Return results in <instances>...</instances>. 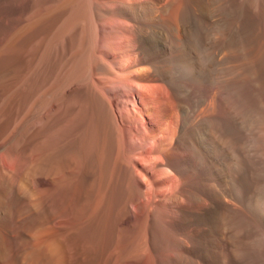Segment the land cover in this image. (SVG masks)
Wrapping results in <instances>:
<instances>
[{
  "label": "bare ground",
  "instance_id": "obj_1",
  "mask_svg": "<svg viewBox=\"0 0 264 264\" xmlns=\"http://www.w3.org/2000/svg\"><path fill=\"white\" fill-rule=\"evenodd\" d=\"M259 9L0 0V264L264 263L229 187L234 159L264 181V86L230 65Z\"/></svg>",
  "mask_w": 264,
  "mask_h": 264
},
{
  "label": "rangeland",
  "instance_id": "obj_2",
  "mask_svg": "<svg viewBox=\"0 0 264 264\" xmlns=\"http://www.w3.org/2000/svg\"><path fill=\"white\" fill-rule=\"evenodd\" d=\"M252 18H253V20L250 21V24L252 23V26L249 28L251 30H249L248 33L244 34L243 37L240 39V41L237 43L236 51H235L236 56H235L234 62H232V60H230L231 61L230 65L232 66L231 68H233V65L235 67L238 66V67H236V69L237 70L240 69L239 71L241 74H244L245 72L249 73L251 79H249V81L246 82V84H248L249 82L252 81L251 84H254L255 86H260V85L264 86V20H263L264 19V13H263V10L259 9L258 13L256 12V15H254ZM214 76L211 78V81L213 82V84L215 82V84L213 86L216 85L215 89L217 91V89L220 86L223 87V85H221L219 80L217 81V79H218L217 76L216 75H214ZM243 82H241L242 85H243ZM246 84H245V86H247ZM217 85H219V86H217ZM251 124H253V123H248L246 125L247 127L245 126V132L246 133L249 132L247 134V136L250 135L249 137H251L250 138L251 139V147L254 149L253 153L254 154L256 153L255 155L253 154L252 157L256 156L257 159L260 161V163L264 164V153H263L264 152V125L262 128L263 130L262 129L259 130L260 128L258 127L259 126L258 124H256V125L253 124L252 126H251ZM257 127H258V129H256ZM256 130H258V132H260L257 137L254 136V135H256L254 133V132H256ZM261 133H262L263 137L260 135ZM252 138H254V139H252ZM258 142H259V144H258ZM256 150H258V151H256ZM248 161H252V160H248ZM242 162L244 163V162H246V160L244 159V161H242ZM252 162H254V161H252ZM233 163H234V165L231 169V174L229 177V181H230L229 187H231V188L235 187V190H236L235 192H236V194H238L239 198L243 197L242 199H244V201H245V198L248 199V200L246 199V201L244 202V204H245L244 206H245L246 210H245V208H243L244 206H242L243 203L242 204L240 203V205L242 206L241 209H242L243 213H248V214L253 215L254 211L258 207V209L261 210V213L264 214V204L262 203L264 201V181L260 184L259 187H257L256 181L258 179H262V178L257 177L258 174H255V176L257 175L256 177L258 179L256 177L251 179L250 176H245V178H244L243 176H244L246 170L244 171L243 165L239 164L238 161L235 159L233 160ZM248 177L250 180L248 179ZM243 180H245V181H243ZM249 181L252 183H250ZM238 182H239L240 187L237 184ZM241 182H244V183H241ZM236 184L238 185L237 186L238 188H236ZM241 184H243V185H241ZM240 190L242 193L240 192ZM243 192H244V194H243ZM251 201L254 202V205H255L254 210H253V206H251L253 204ZM246 202L251 207L249 205L246 206ZM248 202H251L252 204H250ZM234 203H235L234 206L236 205L235 207H237V208L240 207V206H238V203H236V202H234ZM261 203H262V205H261ZM260 206H261V209H260ZM241 239L248 240V241H246L247 243L253 244L252 246H250L248 248L244 247L247 254H249L250 256L251 255H257V257H258L259 249L264 247V235L263 234H260V235L252 234L251 235V233H249V234H246L245 236L242 235ZM263 251H264V248L261 249L262 253H264ZM262 260H264V257ZM262 264H264V263H262Z\"/></svg>",
  "mask_w": 264,
  "mask_h": 264
}]
</instances>
